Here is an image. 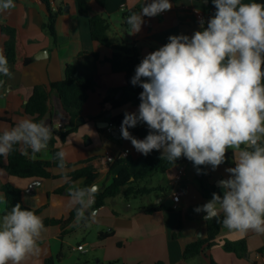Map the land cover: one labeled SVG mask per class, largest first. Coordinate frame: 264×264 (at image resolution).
Instances as JSON below:
<instances>
[{"label":"crops","instance_id":"obj_1","mask_svg":"<svg viewBox=\"0 0 264 264\" xmlns=\"http://www.w3.org/2000/svg\"><path fill=\"white\" fill-rule=\"evenodd\" d=\"M99 1H103V4ZM14 2L16 7L0 17V50L5 55L7 37L1 28L8 25L18 31L31 63L23 72L16 71L8 63L13 77L10 79L0 75V81H3L0 86V128L12 127L5 118L12 123L21 118L33 120L26 114L25 106L34 88L63 80L68 65L76 67L79 77L103 78L98 92H91L83 107L84 118L102 114L99 95H107L112 89L126 86V74L114 72L109 62L113 50L93 40L89 21L91 16L106 18L110 23L108 35L111 41L114 44L136 45L142 61L147 54L168 43L169 36H191L195 31L202 30L199 25L201 18L205 21L206 28L215 7L212 0H170L171 10L155 17H144L141 31L131 34L124 26L123 13L140 6L139 13L145 0H88L89 15H82L74 0H50L53 11L61 10L55 23L56 38H53L44 27L49 11L42 0ZM252 2L254 0H242L245 4ZM85 53L96 54L97 58L86 56ZM137 111L138 107L133 105L110 111L97 122L84 124L77 132L69 135L65 142L58 141L53 147L48 146L47 154H37L35 160L58 162L52 157L57 151L65 150L67 164L81 168L84 162H90L99 174L95 184L98 185V190L103 189L123 168H129L132 173L137 172L144 163L145 155L137 152L129 140L123 139L119 129H114L120 131L114 136V130L109 131V127L99 128L98 123H110V118L114 115ZM44 121L57 129L59 124H63L65 128L68 123L61 100L55 93L51 94L49 112ZM148 133L149 128L145 125L137 135L132 136L144 139ZM126 150L129 153L124 157ZM152 153L156 159L162 157V150H153ZM226 153H230L231 157L215 171L211 166H200L198 171L193 163H184L185 174L178 185L175 184V177L179 166L143 181L141 185L157 188L160 192H165L166 187L170 190L166 199L161 198L151 206L135 208L130 204L131 199L116 197L108 199L97 211L95 221L81 223L79 227H70L74 219L65 225L45 226L39 241V254L26 257L22 264H45L48 258L56 260V264H209V260L204 257L185 261L183 252L188 244L207 236L208 223L203 219L205 213H197L194 209L211 200L214 192L223 195L219 181L229 177L226 168L235 167L233 151L229 149ZM7 156H2L4 164L7 163ZM108 158H113V161H108ZM53 172L60 175L65 170L54 169ZM0 182L22 188L26 204L33 209H41L38 215L43 218V222L65 221L75 209L70 206L68 196V189L72 184L64 193H55L67 185V178H19L8 174L0 166ZM82 183L81 180L75 182L80 187ZM175 190L183 192L182 202L177 209L174 208L173 199ZM0 195L5 197L2 192ZM158 206L162 207L160 211L146 213V210ZM6 208V204H0V216L6 212ZM101 233L111 235L102 238ZM73 239L77 241L76 245ZM241 240L247 243L246 255L239 256L224 249L226 242ZM80 245L84 246V250L78 249ZM209 254L218 264H264V234L252 231L245 234L222 227Z\"/></svg>","mask_w":264,"mask_h":264},{"label":"clouds","instance_id":"obj_2","mask_svg":"<svg viewBox=\"0 0 264 264\" xmlns=\"http://www.w3.org/2000/svg\"><path fill=\"white\" fill-rule=\"evenodd\" d=\"M215 14L207 27L191 36L168 37V43L147 54L131 78L139 94L137 112H125L120 131L135 150L145 156L162 150V157L175 163L181 157L197 170L215 171L234 153L235 167L226 168L227 179L219 181L223 195L197 206L204 220H216L229 230L264 234V4L242 0H212ZM16 7L14 0H0V17ZM172 8L170 0H145L139 13L125 22L130 33L141 31L144 17H155ZM0 75L13 77L7 57L0 50ZM3 81H0V86ZM144 123L149 133L137 139L129 129ZM53 131L44 121L21 118L14 126L0 128V156L22 147V154L35 160L47 154ZM30 150V151H29ZM64 169L65 150L52 157ZM206 174V173H205ZM98 185L68 189L75 208L70 227L95 221L93 209ZM0 204L6 199L0 195ZM45 231L43 218L17 203L0 216V264H22L40 252Z\"/></svg>","mask_w":264,"mask_h":264},{"label":"trees","instance_id":"obj_3","mask_svg":"<svg viewBox=\"0 0 264 264\" xmlns=\"http://www.w3.org/2000/svg\"><path fill=\"white\" fill-rule=\"evenodd\" d=\"M80 13L82 15L90 14V6L88 0H74ZM47 6L49 11V17L47 23L44 25L50 35L56 38L55 23L57 16L61 13L59 11H53L51 8L50 0H42ZM254 2L264 4V0H254ZM103 4V1H99ZM140 6L130 11L123 13V19L126 20L127 16L132 13H138ZM215 7L212 10L210 17L215 14ZM209 17V18H210ZM90 31L94 41L109 47L113 50V56L109 59L112 64L114 72L125 73L127 77V84L120 89H112L107 95H99V104L102 108V114L98 117H82V110L86 104L91 92H98V89L102 85L103 78L101 76L93 77H79L77 76L76 67L68 65L65 70V77L58 82L50 83L49 86H37L33 90V94L28 100L25 111L26 114L31 116L34 121L44 120V117L49 112V100L52 93L58 95L62 103V109L67 115L68 123L64 130L57 129L53 125L50 127L53 131L52 139L49 142V146L53 147L58 141L65 142L67 137L78 131L80 127L88 122H97L106 113L124 107L125 105H133L139 107L140 100L139 94L143 89L139 86H133L131 84V78L135 74V68L141 62L140 50L136 45L130 44H114L109 35L110 29L109 21L103 16L96 15L90 17ZM129 31V26L124 24ZM2 33L7 37L5 43V56L8 63L14 66V69L18 72H23L24 69L31 63V59L26 55L24 46L19 37L18 31L8 25H4L1 28ZM86 56L97 58L96 54L85 53ZM124 113L114 115L110 118V124L113 127H120ZM5 121L14 126L10 119L5 118ZM144 123H139L136 127L130 128L131 134L137 135L141 127L145 126ZM30 151V150H29ZM231 154L226 153V159L230 158ZM186 157H181L175 161V163L169 162L166 158L156 159L151 152L144 158L142 167L135 173H132L129 168H123L112 180V182L105 188L98 190L93 209L98 211L103 207L108 199L123 196L126 200L131 198H139L152 194L157 188H151L147 185H141L143 181L151 178L157 173H166L174 166L188 163ZM192 163V162H191ZM0 166L5 171L15 177L19 178H42V179H55L63 177L68 179V183L65 187L57 190L56 194H62L67 187L73 182L83 181L81 187L90 186L96 183L99 174L98 171L90 164L89 161L83 163L81 168H76V165L67 164L63 170L64 173L60 175L54 174V169H60L58 162H49L43 160H33L30 155L25 156L22 154V147L17 145L15 150L7 156V163H3V157L0 156ZM202 185L205 184L202 182ZM0 192L5 195L6 198V211H10L13 206L19 203L22 209H32L36 214L41 213V209H33L29 207L25 202V192L22 188L0 182ZM161 206L155 207L150 210H146V213L152 214L161 210ZM75 218V209L70 213V217L65 221L58 220H45L43 223L47 225H65ZM208 232L205 238L188 244L183 252V258L185 261H189L194 258H207L209 264L216 263L209 254L212 247L216 244V239L220 234L222 225L217 223L216 220H209ZM111 233H101L100 237H108ZM224 249L228 252L236 253L239 256H244L248 253L247 243L245 240L237 242H226ZM62 255L59 256L61 259ZM45 264H56V260L48 258L45 260ZM108 264H119L118 262H110Z\"/></svg>","mask_w":264,"mask_h":264},{"label":"built area","instance_id":"obj_4","mask_svg":"<svg viewBox=\"0 0 264 264\" xmlns=\"http://www.w3.org/2000/svg\"><path fill=\"white\" fill-rule=\"evenodd\" d=\"M58 128L59 129H64V125L63 124H59L58 125ZM114 129H119L120 130V127H113L111 124L109 125V131H112ZM129 153V150H126L123 154V156H127ZM122 156V157H123ZM108 161L112 162L113 161V158H108ZM179 166V169H178V173L175 177V184L178 185L181 181H182V178L185 174V168H184V164H180L178 165ZM182 196H183V192L182 190H175L174 191V196H173V199H174V208L177 209L181 202H182ZM79 250H84V246L80 245L78 247Z\"/></svg>","mask_w":264,"mask_h":264},{"label":"rangeland","instance_id":"obj_5","mask_svg":"<svg viewBox=\"0 0 264 264\" xmlns=\"http://www.w3.org/2000/svg\"><path fill=\"white\" fill-rule=\"evenodd\" d=\"M157 174H162V173H157ZM165 189H166L165 192H160L158 190H155L152 192L151 196L131 198L130 204L135 208L141 207V206H146V207L151 206V205H153V203H156L161 198H163V199L167 198V195L169 194L170 190L167 187ZM118 197H121L122 200H125V198L123 196H118ZM121 198H118V200H120ZM154 198H157V199H154ZM76 242L77 241L75 239H73L74 245H76Z\"/></svg>","mask_w":264,"mask_h":264},{"label":"water","instance_id":"obj_6","mask_svg":"<svg viewBox=\"0 0 264 264\" xmlns=\"http://www.w3.org/2000/svg\"><path fill=\"white\" fill-rule=\"evenodd\" d=\"M109 125H110L109 122H99V123H98V127H99V128H102V129H104V128H108ZM119 132H120L119 130H114V131H112V134H113L114 136H117V135L119 134ZM195 169H197L196 166H195Z\"/></svg>","mask_w":264,"mask_h":264}]
</instances>
